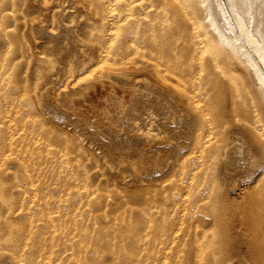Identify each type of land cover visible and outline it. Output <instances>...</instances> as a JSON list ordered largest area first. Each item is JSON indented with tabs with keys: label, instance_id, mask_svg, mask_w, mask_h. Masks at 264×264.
Here are the masks:
<instances>
[{
	"label": "rangeland",
	"instance_id": "obj_1",
	"mask_svg": "<svg viewBox=\"0 0 264 264\" xmlns=\"http://www.w3.org/2000/svg\"><path fill=\"white\" fill-rule=\"evenodd\" d=\"M37 1L46 4V13L32 0H0V264H76L79 259L83 264H175L178 257L185 264L192 253L181 238L169 241L167 218L177 206H189L200 189L199 175H181L178 155L175 161L164 150L161 156L151 154L142 138L90 127L62 110L68 92L82 101L90 96L89 80L125 68L144 70L127 83L151 85L145 62L127 47L125 29L109 36L113 17L101 20L105 13L96 6L87 13L76 0ZM200 2L206 14L207 2ZM145 19L137 36L149 34L151 16ZM150 51L145 42L142 57L149 58ZM98 53L101 58L91 60ZM83 62L94 68L73 78ZM243 74L256 89V101H247L264 133V97L248 71ZM222 103V97L215 99L213 116L225 131L231 125ZM146 118L138 115L143 126ZM212 213L195 214L207 226L200 240L204 258L240 264L228 240L217 246Z\"/></svg>",
	"mask_w": 264,
	"mask_h": 264
},
{
	"label": "bare ground",
	"instance_id": "obj_2",
	"mask_svg": "<svg viewBox=\"0 0 264 264\" xmlns=\"http://www.w3.org/2000/svg\"><path fill=\"white\" fill-rule=\"evenodd\" d=\"M76 1L87 13H94L90 6H96L98 13H105L103 21L113 17L109 36L126 30L121 34L133 54L141 55L151 85L139 80L127 83L144 73L140 67L115 70L114 76L89 80L85 86L90 96L82 101L74 91L68 92L62 104L65 115L119 137L127 133L142 138L151 154L161 156L164 150L175 161L178 155L181 175H199L196 187L200 189L189 206H177L167 218L169 241L181 238V245H187L192 253L185 264H218L203 255L200 240L206 236L202 230L207 226L195 218L201 209H212L210 222L219 237L218 247L228 240L238 263L264 264V133L247 101H256V89L243 74L244 69L248 71L264 97V0H203L207 2L206 14L200 0H147L143 12L146 0ZM32 2H37L42 13L48 11L43 1ZM149 16V34L137 36ZM128 23L133 26L126 29ZM105 35L106 31L99 36L102 42ZM145 42L151 48L149 58L141 53ZM97 57L101 58L100 53L91 60ZM92 62H83L71 76L78 79L91 72ZM219 97L231 125L225 131L213 116ZM142 112L147 115L145 126L138 119ZM24 176L27 184L33 182L29 174ZM180 259L175 258L174 263L182 264ZM81 262L79 259L76 264Z\"/></svg>",
	"mask_w": 264,
	"mask_h": 264
}]
</instances>
